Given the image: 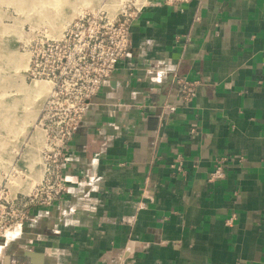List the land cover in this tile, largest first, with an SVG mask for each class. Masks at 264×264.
I'll list each match as a JSON object with an SVG mask.
<instances>
[{"label": "crops", "instance_id": "obj_1", "mask_svg": "<svg viewBox=\"0 0 264 264\" xmlns=\"http://www.w3.org/2000/svg\"><path fill=\"white\" fill-rule=\"evenodd\" d=\"M129 37L66 192L32 206L0 264H264V0H149Z\"/></svg>", "mask_w": 264, "mask_h": 264}, {"label": "built area", "instance_id": "obj_2", "mask_svg": "<svg viewBox=\"0 0 264 264\" xmlns=\"http://www.w3.org/2000/svg\"><path fill=\"white\" fill-rule=\"evenodd\" d=\"M163 1L175 4L191 0ZM140 9L134 4L133 11L112 20L84 14L62 36H44L30 51V76L51 84L38 118L44 132V174L28 193L16 192L10 197L8 192H0V243L13 239L24 228L31 219L32 206L50 207L66 192L68 180L63 166L70 141L93 98L127 56L131 23ZM178 83L185 98L195 95L194 82L181 78ZM224 174L218 166L210 180ZM18 195H22L20 202Z\"/></svg>", "mask_w": 264, "mask_h": 264}, {"label": "rangeland", "instance_id": "obj_3", "mask_svg": "<svg viewBox=\"0 0 264 264\" xmlns=\"http://www.w3.org/2000/svg\"><path fill=\"white\" fill-rule=\"evenodd\" d=\"M148 1L0 0V192L10 197L29 192L35 184L32 177L44 168V132L38 118L47 94L40 97L26 90L36 81L23 66L27 60L29 66L30 51L44 36H62L84 14L112 20Z\"/></svg>", "mask_w": 264, "mask_h": 264}, {"label": "bare ground", "instance_id": "obj_4", "mask_svg": "<svg viewBox=\"0 0 264 264\" xmlns=\"http://www.w3.org/2000/svg\"><path fill=\"white\" fill-rule=\"evenodd\" d=\"M65 22H66V20H65ZM56 34L57 33H54V34H52V36L57 37L58 34L57 35ZM60 36H61V34H60ZM23 66L24 67H28V60L27 61H23ZM50 87H51V84L48 81L44 82V81H37L36 80V81H33L30 85H28L26 90L28 92H30V93L36 94L37 96L43 97L46 94L48 95ZM34 157H32V158L36 159ZM42 174H44V168L42 170V166H41V169L37 172V174L34 177H32L33 182L36 183V181L41 180V178L43 177Z\"/></svg>", "mask_w": 264, "mask_h": 264}]
</instances>
